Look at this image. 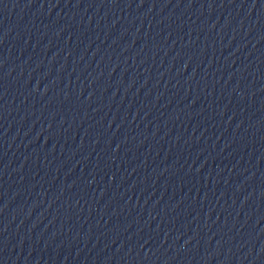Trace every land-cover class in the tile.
<instances>
[{
  "label": "water",
  "instance_id": "95a60500",
  "mask_svg": "<svg viewBox=\"0 0 264 264\" xmlns=\"http://www.w3.org/2000/svg\"><path fill=\"white\" fill-rule=\"evenodd\" d=\"M0 264H264V0H0Z\"/></svg>",
  "mask_w": 264,
  "mask_h": 264
}]
</instances>
